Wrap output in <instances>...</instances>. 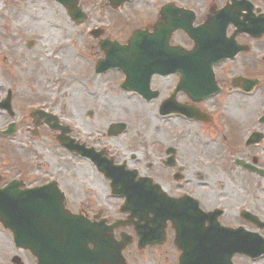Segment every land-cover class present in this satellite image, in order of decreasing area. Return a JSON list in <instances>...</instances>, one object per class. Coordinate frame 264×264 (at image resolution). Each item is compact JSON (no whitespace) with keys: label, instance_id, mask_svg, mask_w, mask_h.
I'll use <instances>...</instances> for the list:
<instances>
[{"label":"flooded vegetation","instance_id":"af4514ba","mask_svg":"<svg viewBox=\"0 0 264 264\" xmlns=\"http://www.w3.org/2000/svg\"><path fill=\"white\" fill-rule=\"evenodd\" d=\"M156 1L155 16L165 3L170 2L173 7L193 12L192 26L207 23L213 30H219L220 38L214 41L219 46L213 48L220 52L219 61L209 68L203 62L204 71H196L202 66L194 62V57L202 58V55L181 57L185 61L181 65L178 63L180 56L176 55L173 56L177 61L173 71L150 76L149 95L153 96L145 98L135 91H126L144 102H154L149 117L156 123L155 136L137 142L140 151L121 149L116 154L89 145L82 137H71L82 149H91L109 160L113 174L114 166H122L123 169L118 170L120 179L141 180L140 194L145 202L153 198L159 203L166 198L192 199L220 226L241 228L264 239V0ZM194 43L195 40L181 29L172 35L174 46L192 50ZM23 45L27 47L25 41ZM96 76L91 71L89 78ZM8 93L11 107L15 108L14 116L6 107ZM54 95L42 91L38 98L32 94L26 100L20 99L21 104L11 88H6L0 96V152L12 150V143L16 146L15 152H29L27 162L16 160L15 155L13 161H16L8 163L0 156V186L12 180L19 181L17 183L22 187L53 185L64 194L65 207L79 219L89 224L102 221L105 225L121 221V225L106 231V235L115 241L122 237L129 240L121 249L124 260L117 264H137L131 261L140 259L145 250L153 249L162 251V255L175 254L173 264H176L178 249L173 242L174 230L170 222L164 223L161 243L138 248L132 224L136 217L130 216L129 210H122V197L111 193V178H106L79 154L74 155L88 161L95 173L85 172V176L80 177L82 181L74 182L78 186H72V180L66 176L67 167L62 166L65 160L60 150L65 148L57 141V136L66 132L67 124L59 117L56 120L45 115L55 114L50 109L53 101V109L56 104L61 109L65 107V101L61 100L65 90L60 89L55 99ZM22 106L27 112L18 119L17 109ZM93 115L92 110L86 111L85 117L89 119ZM12 122L15 124L10 135L8 126ZM115 122L123 121L107 123L105 136L110 139L120 137L126 130L125 126L123 133L107 135L109 125ZM21 134L25 135L18 138ZM42 137H47L54 147L45 145ZM126 144L130 148L134 142ZM45 152H50V157ZM6 165L13 171L10 172ZM126 169L134 171L133 178H126L122 172ZM98 177L102 181L101 189L97 186ZM147 180L156 186V190L148 187ZM115 199L119 201L116 205L113 204ZM143 212L144 219L151 217L148 208ZM86 235L95 236L90 232ZM89 247H92L91 243ZM30 257L35 264V258ZM172 257L165 264H172Z\"/></svg>","mask_w":264,"mask_h":264},{"label":"rangeland","instance_id":"374dc122","mask_svg":"<svg viewBox=\"0 0 264 264\" xmlns=\"http://www.w3.org/2000/svg\"><path fill=\"white\" fill-rule=\"evenodd\" d=\"M105 1L79 0L88 19L75 22L70 20L66 10L55 0H0V96L6 88H11L15 99H19L21 104L20 99L26 100L32 94L38 98L42 91L49 92L51 96L54 93L55 99L59 90L64 89L65 96H61V100L65 101V107L61 109L56 104L53 109V101L50 109L70 126L71 136L82 137L89 145L116 154L121 149L140 151L136 143L155 136L156 123L149 117L154 102H144L136 95L121 90V77L116 71H107L93 79L89 78L92 66L101 57V52L88 32L91 28H103L109 37L123 41L133 29L142 28L153 20L157 1L133 0L116 10L104 6ZM28 39L35 41L31 49L23 45ZM51 96L47 97L51 99ZM26 109L23 106L17 109L19 114L16 117L21 119ZM91 110L94 115L88 119L85 117L86 111ZM110 121L126 122L125 133L118 138L105 136ZM41 139L45 145L54 147L47 137ZM128 141L134 142L130 148L126 146ZM11 145L12 150L0 152L5 162L29 160V152H15L13 148L16 146L13 143ZM60 152L65 160L62 166L68 169L66 176L72 180V186L77 187L78 184L74 182L82 181L80 177L85 176V172H92V166L85 159L65 150ZM44 154L51 155L50 152ZM15 155L17 159L13 161ZM8 166L5 167L8 169ZM8 170L12 172L13 168ZM99 177L97 186L101 189L102 181ZM66 183L70 184L69 180ZM118 203L116 199L113 201L114 205ZM161 255L162 251L159 253L158 249L145 250L140 259L131 262L165 264L171 256L170 262H175V254L168 252ZM12 256H18L21 264L33 263L30 254L26 250L17 249L11 232L0 224V264H13ZM232 262L264 264V256L252 261L236 255Z\"/></svg>","mask_w":264,"mask_h":264},{"label":"water","instance_id":"95a60500","mask_svg":"<svg viewBox=\"0 0 264 264\" xmlns=\"http://www.w3.org/2000/svg\"><path fill=\"white\" fill-rule=\"evenodd\" d=\"M56 1L66 7L72 20L84 17L77 6V0ZM124 1L127 0H111L110 3L117 6ZM158 22L153 26L152 33L134 32L126 45L102 40L100 46L105 57L98 61L96 70L119 68L125 74V82L122 84L124 88H133L146 94L148 90L145 86L150 74L161 69L170 71L173 66L171 56L176 54L177 48L168 45L172 31L177 27H183L188 32L191 29L189 24L184 26L172 20L166 7ZM195 39V54L209 55L211 52L205 50L209 37L204 28L196 29ZM201 59L195 60L202 66L197 67L198 71H204L203 62L207 64V61H212ZM141 79L146 83L144 87ZM123 126L116 124L114 127L120 129ZM98 167L106 175L109 174L105 163L99 161ZM113 185L114 192H130L122 182L113 180ZM47 188L48 186L23 190L11 186L0 188V222L11 230L16 246L31 250L37 257V264L108 263L109 253H104L100 248L96 251L87 250L86 240L77 233L76 222L69 217L63 218L65 213L59 195ZM132 195L137 199L135 194ZM128 199L130 197L127 201ZM189 206L190 212L184 216L179 214V210L185 207L181 200L167 201L164 207L169 210L168 214L163 217L160 211H155L153 217L156 224L166 218L173 222L176 230L175 243L181 250L178 264H231L230 258L234 253L251 257L264 253V243L256 234L217 229L213 223L202 228L204 217L195 204ZM138 233L141 241H147L151 237L140 230Z\"/></svg>","mask_w":264,"mask_h":264}]
</instances>
